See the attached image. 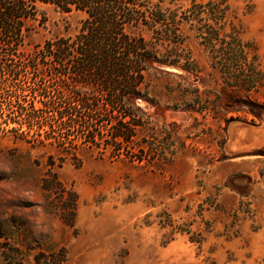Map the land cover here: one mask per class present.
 I'll return each mask as SVG.
<instances>
[{
    "label": "rangeland",
    "instance_id": "374dc122",
    "mask_svg": "<svg viewBox=\"0 0 264 264\" xmlns=\"http://www.w3.org/2000/svg\"><path fill=\"white\" fill-rule=\"evenodd\" d=\"M239 5L252 10L243 37L264 61V0ZM40 10L46 26L12 57L30 86L56 80L35 71L36 47L76 34L85 18ZM189 47L199 74L151 64L135 159L92 146L68 156L0 128V264H264V113L233 112L227 124L186 108L193 97L180 86L217 89L208 54L194 37ZM252 98L264 106V89ZM235 123L246 128L232 133Z\"/></svg>",
    "mask_w": 264,
    "mask_h": 264
},
{
    "label": "trees",
    "instance_id": "16d2710c",
    "mask_svg": "<svg viewBox=\"0 0 264 264\" xmlns=\"http://www.w3.org/2000/svg\"><path fill=\"white\" fill-rule=\"evenodd\" d=\"M240 1L0 0V128L68 156L92 146L135 159L143 126L136 101L152 102L151 64L201 73L191 37L208 54L217 89L180 86L183 97H193L186 108L222 115L227 124L236 118L226 115L241 110L260 119L264 106L252 95L264 89V61L243 37L242 15L252 10ZM43 4L85 18L76 34L57 35L36 47L30 58L35 71L45 68L56 80L30 86L12 57L36 24L46 26Z\"/></svg>",
    "mask_w": 264,
    "mask_h": 264
},
{
    "label": "water",
    "instance_id": "95a60500",
    "mask_svg": "<svg viewBox=\"0 0 264 264\" xmlns=\"http://www.w3.org/2000/svg\"><path fill=\"white\" fill-rule=\"evenodd\" d=\"M157 68H159L160 70L166 71V72H170V73H181V69L178 68L177 66L174 65H169V64H164V63H157ZM245 125L243 123H235L234 126L232 127V133L235 132H239L240 130L245 129Z\"/></svg>",
    "mask_w": 264,
    "mask_h": 264
}]
</instances>
